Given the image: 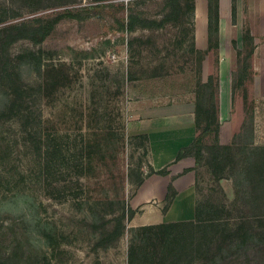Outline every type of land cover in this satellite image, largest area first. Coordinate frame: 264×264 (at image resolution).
Listing matches in <instances>:
<instances>
[{"label": "rangeland", "instance_id": "rangeland-1", "mask_svg": "<svg viewBox=\"0 0 264 264\" xmlns=\"http://www.w3.org/2000/svg\"><path fill=\"white\" fill-rule=\"evenodd\" d=\"M202 1L207 5V13L209 4L213 18L215 13L218 15L219 0ZM234 1L228 0L226 12L230 13L231 21L228 19L222 29L221 46L232 65L231 69L221 70V85L218 70L219 105L225 92L227 100L228 97L230 100L231 76L238 58L250 50L252 43L264 48V29H260V21L245 8L243 22L236 24ZM96 2L76 0L67 6L80 9ZM101 2L106 5L90 10L88 17L81 20L61 19L43 39L36 42L19 40L11 45L10 52L21 54L16 61L24 84L38 87L47 82V90L42 86L30 93L32 109L40 116L44 133L57 135L56 141L64 149L72 153L92 131L105 124L116 128L121 140L114 162L115 178L106 179V173L80 178L85 188L89 186L93 190L90 194L85 191L74 195L76 173L63 171L65 179L54 180L52 173L40 170L38 156L24 142L16 119L0 123V134L10 148L4 159L0 155L1 264H128L132 225L125 220V228L118 239L108 246L98 245L99 233L86 221L90 219L89 206L107 197L128 201L132 208H137L131 203L134 188L132 174L141 172L144 175L149 173V165L152 166L148 153L144 152L146 142L136 137L146 135L138 130L139 126L151 127L154 112L173 116L180 107L185 114L192 115L199 74L206 80L208 74L215 73L219 46L208 47V34L206 37L201 24L200 0H181L177 19L163 28H138L133 32L116 30L115 18L126 19L127 14L134 11L144 17L159 19L168 10L167 0ZM195 2L198 5L197 21L194 19ZM15 4L18 6L20 3ZM59 9L46 8L30 13L27 7H21V16L17 18L42 16L46 23L51 21L48 17ZM196 26L200 27L206 41L203 49L208 53L201 64L193 50V44L196 47ZM247 31L252 40L243 39ZM212 32L211 46L215 37L218 38L215 26ZM237 49L242 51L239 57ZM256 59L257 67H253L252 58V69L248 70L244 82L236 87L233 106L230 102L228 112L222 111L221 143L252 139L255 144L264 145V59L259 60V55ZM52 65L56 69H52ZM194 164L199 212L203 216L224 210L235 214L237 209L232 202L241 193L229 175V166L216 174L204 160ZM237 165L241 167L243 162ZM184 173L182 170L175 176ZM148 176L145 175V178ZM173 180L170 178L169 182ZM183 181L182 178L179 182ZM105 190L108 194H102ZM154 195L158 198L162 194ZM161 204L164 207L165 200ZM8 205L15 211H3ZM234 249L229 247L223 250V254ZM242 252L240 249L237 253L240 254L237 262L233 255L229 256L228 259L233 260L228 264H264L263 250L251 249L247 255ZM153 260L156 264L157 259ZM210 263L195 261V264Z\"/></svg>", "mask_w": 264, "mask_h": 264}, {"label": "trees", "instance_id": "trees-1", "mask_svg": "<svg viewBox=\"0 0 264 264\" xmlns=\"http://www.w3.org/2000/svg\"><path fill=\"white\" fill-rule=\"evenodd\" d=\"M76 0H4L0 6V123L8 119H16L19 130L23 134L24 142L38 156L40 170L46 174L52 173L53 179H65L63 171L72 170L76 173V189L72 190L74 195L90 194L93 190L89 186L85 188L80 178L92 177L106 173L107 178H115L113 170L116 169V150L121 140V135L112 129L110 125L92 131L91 135L82 140V144L72 153L64 149L57 140V135L45 134L40 116L34 114L32 109L30 93L32 90H40L44 86L48 88L47 82L38 87L24 84L21 78L17 58L21 54H12L10 47L13 43L28 39L36 42L43 39L49 29L61 19L74 18L84 19L92 9H99L106 4L101 0L95 4L83 6L80 9L70 8L67 5ZM15 3H20L16 6ZM27 7L28 12L34 13L41 9L59 7L45 23L42 16H31L18 19L21 16L20 8ZM168 10L156 19L144 17L139 13L131 11L126 19L115 18L116 30L133 32L138 28L157 30L163 28L167 23L174 22L181 11V0H167ZM211 7L208 4L207 34L208 47H217L218 38L211 46L213 39V27L218 32V15L213 18ZM243 39L252 40L249 31ZM254 44L250 50L241 58H238L236 67L232 71L230 102L231 107L235 102L237 85L246 79L248 70L252 69V55ZM199 64L208 54L206 50L194 47ZM237 56L242 55L240 49L236 50ZM215 73L208 74L206 80L197 78L195 88V100L193 117L195 135L193 140L179 149L176 159L191 156L195 163L204 160L216 174L222 173L229 166V175L234 181L238 192L232 202L235 214L228 210L213 212L203 216L199 212L196 202L195 216L193 219L160 222L132 226L133 235L129 240L127 262L128 264H195L196 260L211 262L210 264H228L234 261L240 254L247 255L251 249L264 251V145L255 144L252 139L245 142L232 141L221 143L219 138V74H218V52L215 58ZM52 69H56L52 65ZM1 132V131H0ZM146 142L144 152L148 153L147 136L139 134ZM135 137V138H136ZM8 145L0 134V155L8 156ZM10 149V148H9ZM240 155V156H239ZM239 156V157H238ZM242 161L243 165L238 167L237 163ZM112 166H111V165ZM190 170L186 168L183 172ZM140 171V170H139ZM166 175L169 173L168 166L154 169L149 165V173L136 172L134 176V188L131 192L135 194L137 188L142 184L145 175ZM58 176V177H56ZM22 178V176L20 175ZM176 176L172 175L173 180ZM66 187V185H63ZM102 189L103 186H100ZM68 189V186H67ZM69 193V191L67 190ZM176 190L172 181L167 186L163 209H166L168 201L175 195ZM102 194H108L105 190ZM117 204V206H116ZM90 207V219L87 224L94 231H98V245L108 246L118 239L125 228V220H129L135 209L125 201L119 199L103 198ZM117 207V208H116ZM38 225L40 222H37ZM235 247L233 252L223 254V250ZM226 254H230L226 256ZM237 255V256H235ZM1 264V263H0ZM7 264V263H6ZM256 264H259L256 262Z\"/></svg>", "mask_w": 264, "mask_h": 264}, {"label": "crops", "instance_id": "crops-1", "mask_svg": "<svg viewBox=\"0 0 264 264\" xmlns=\"http://www.w3.org/2000/svg\"><path fill=\"white\" fill-rule=\"evenodd\" d=\"M197 1V0H196ZM219 0L218 4V70L220 72L221 85V70L231 69V65L226 58L227 52L222 49V29L226 25V21L230 19L231 15L226 12L228 0ZM200 11L202 13V27L207 37V5L200 0ZM235 22L242 23L244 20V9L247 8L251 15H255L260 21L261 28L264 29V0H235ZM198 5L195 2L194 15L197 21ZM204 14V17H203ZM197 24V23H196ZM233 24V25H236ZM197 28V26L195 27ZM203 30V29H201ZM194 43L196 48L203 49L206 46L200 27L195 29ZM259 55V60L264 59V48L255 46L253 50V67L258 65L256 56ZM224 98L220 99V119L222 111L228 112L229 97L227 100V92ZM178 107V106H177ZM156 108V107H154ZM182 109V110H181ZM173 116H163L160 112H154L151 127L147 125H140V129L146 133L148 138V158L150 164L155 169H160L168 165L170 175H176L182 172L184 168H190L186 173L178 175L173 181V186L176 190L175 195L168 203L166 209H163L161 204L167 192L170 175H150L144 179L142 184L137 188L135 194L132 196L131 203L135 209V214L128 220L129 225L138 226L145 224H153L160 222H171L180 220L193 219L195 216L196 207V187H195V165L194 158L191 156H184L176 159V155L181 147L189 144L195 135V125L193 112L192 115L185 114L183 108H178ZM226 143L228 142L225 141ZM183 182H179L181 179ZM154 194H162L156 198Z\"/></svg>", "mask_w": 264, "mask_h": 264}, {"label": "clouds", "instance_id": "clouds-1", "mask_svg": "<svg viewBox=\"0 0 264 264\" xmlns=\"http://www.w3.org/2000/svg\"><path fill=\"white\" fill-rule=\"evenodd\" d=\"M3 211H15V210L11 207V205H8L3 208Z\"/></svg>", "mask_w": 264, "mask_h": 264}, {"label": "built area", "instance_id": "built-area-1", "mask_svg": "<svg viewBox=\"0 0 264 264\" xmlns=\"http://www.w3.org/2000/svg\"><path fill=\"white\" fill-rule=\"evenodd\" d=\"M128 1L132 2L133 0H128Z\"/></svg>", "mask_w": 264, "mask_h": 264}]
</instances>
